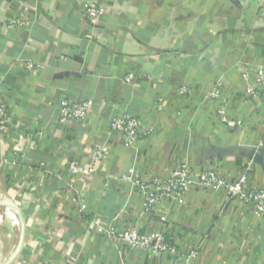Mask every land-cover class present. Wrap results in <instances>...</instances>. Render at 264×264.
I'll return each instance as SVG.
<instances>
[{"label":"crops","instance_id":"1","mask_svg":"<svg viewBox=\"0 0 264 264\" xmlns=\"http://www.w3.org/2000/svg\"><path fill=\"white\" fill-rule=\"evenodd\" d=\"M86 3L104 9L96 26ZM258 67L264 0H0V94L13 122L0 131V193L18 218H0V264H264V218L251 205L193 184L182 201L145 209L122 179L185 164L193 179L211 169L264 189V100L244 94L241 76ZM215 88L237 126L220 120ZM84 99V122H54L63 101ZM123 113L153 131L125 144L109 128ZM18 134L30 137L23 156ZM260 152L262 166L250 159ZM95 223L159 231L178 255L130 248Z\"/></svg>","mask_w":264,"mask_h":264},{"label":"built area","instance_id":"2","mask_svg":"<svg viewBox=\"0 0 264 264\" xmlns=\"http://www.w3.org/2000/svg\"><path fill=\"white\" fill-rule=\"evenodd\" d=\"M85 16L91 26H96L101 21V15L104 9L94 3H86ZM28 69H34V64L29 62L26 64ZM241 76L245 81L244 94L253 98L260 96L264 100V69L258 67L254 78L249 80L248 73L241 72ZM131 75L125 77V81L129 82ZM220 84V83H219ZM188 90L186 87L180 88V93L185 94ZM1 93V92H0ZM210 96L215 98L217 102L216 112L221 121L229 127L237 126V122L227 116L226 98L222 96L219 88H215ZM91 99L81 101L65 100L62 103L60 114L55 117V123H64L67 121H83L87 118ZM13 124L10 105L2 99L0 94V131H6ZM109 128L112 132L120 135L125 144H131L140 137L146 136L153 131V127L145 126L142 121L128 113H123L114 116ZM42 131L38 132L40 136ZM15 143V154L23 156L28 150H31V145L27 143L29 135L18 134ZM26 143H24V142ZM104 149L100 148L96 151L98 158L104 154ZM69 171L81 173L90 176L95 171L94 166H82L75 161H70L67 164ZM122 179L132 183L140 193L145 209H152L157 205L163 197H169L176 201H182L184 193L193 184L208 190H224L229 198H237L240 201L252 204L256 215L264 218V189L262 188H247L245 177H241L233 183L226 182L214 170L207 169L202 171L196 179L190 175L189 167L185 164L173 168L167 177L163 179L152 178L143 179L135 176L134 169L131 167L122 174ZM84 208V205H81ZM95 232L104 235L108 238L124 243L133 249H142L155 255L159 253H169L170 255H178V250L175 246L168 244L165 241L164 234L159 231L139 232L135 228L126 227L121 231H115L101 223H95ZM193 255L190 253L189 258ZM181 264V263H178Z\"/></svg>","mask_w":264,"mask_h":264},{"label":"water","instance_id":"3","mask_svg":"<svg viewBox=\"0 0 264 264\" xmlns=\"http://www.w3.org/2000/svg\"><path fill=\"white\" fill-rule=\"evenodd\" d=\"M221 151L225 152L226 149H221ZM262 154L263 153H261V152L260 153H252V155L250 157L251 161L255 162L256 164H259L260 166H262L263 165ZM4 205L7 206V204H4ZM10 206H12V205H10ZM12 208L14 209L13 206H12ZM7 263L9 264V261Z\"/></svg>","mask_w":264,"mask_h":264},{"label":"bare ground","instance_id":"4","mask_svg":"<svg viewBox=\"0 0 264 264\" xmlns=\"http://www.w3.org/2000/svg\"><path fill=\"white\" fill-rule=\"evenodd\" d=\"M0 201L2 204H6L4 199H3V196L2 194L0 193ZM6 213L11 217V218H14L16 220H18V218L16 217V213L14 211V209L12 208V206H10V204H7V206L4 208ZM19 223V222H18ZM16 224V223H15ZM17 225V224H16ZM18 227V226H17Z\"/></svg>","mask_w":264,"mask_h":264},{"label":"rangeland","instance_id":"5","mask_svg":"<svg viewBox=\"0 0 264 264\" xmlns=\"http://www.w3.org/2000/svg\"><path fill=\"white\" fill-rule=\"evenodd\" d=\"M247 188H248V186H247ZM252 189V188H251ZM5 201V203L6 204H8V202L6 201V200H4ZM249 205H251L252 206V204H250L249 203ZM4 207H6V205H4V204H2L1 203V201H0V218L2 217V215H4L3 213L5 212V209H3ZM253 207V206H252ZM253 209H254V207H253ZM15 211V210H14ZM255 212V211H254ZM256 214V213H255ZM1 235H2V229H1V227H0V237H1ZM7 259V258H6ZM6 263L8 262V261H5ZM4 262V264H6Z\"/></svg>","mask_w":264,"mask_h":264}]
</instances>
